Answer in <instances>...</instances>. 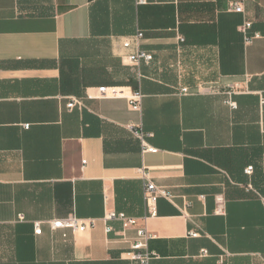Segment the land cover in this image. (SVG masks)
<instances>
[{
    "label": "crops",
    "instance_id": "0c3cea01",
    "mask_svg": "<svg viewBox=\"0 0 264 264\" xmlns=\"http://www.w3.org/2000/svg\"><path fill=\"white\" fill-rule=\"evenodd\" d=\"M263 99L264 0H0V264H140L109 212L149 264H264ZM142 167L172 197L155 217ZM73 214L95 227L50 229Z\"/></svg>",
    "mask_w": 264,
    "mask_h": 264
},
{
    "label": "built area",
    "instance_id": "2783aa9c",
    "mask_svg": "<svg viewBox=\"0 0 264 264\" xmlns=\"http://www.w3.org/2000/svg\"><path fill=\"white\" fill-rule=\"evenodd\" d=\"M139 3L143 4L145 3L146 0H138ZM229 12L237 13V14H244L245 9L242 3H237L233 2L229 5L228 8ZM251 24L249 22H246L244 25L245 31L251 28ZM144 35L142 33L137 34L134 37V40L136 42H139ZM247 40H249L248 37H246ZM181 42H184V38H179ZM131 40H126L124 42V48L129 49L131 47ZM128 62L130 65L134 67H139L142 62L145 63H150L153 60V55L146 52L139 50L133 55H130L127 58ZM181 95H188L190 94L189 88L185 87L181 89ZM99 97L100 98H108V97H117L119 96V90L118 88H107V87H102L99 89ZM144 96L141 94L139 91H135L132 94H130L127 97L128 103L130 107L134 111L140 112L142 109V101H143ZM262 104L264 105V99L262 101ZM83 106V103L78 100H73L68 107L71 109L75 106ZM232 108H236V104L231 103L230 104ZM26 129L29 128L28 125L25 126ZM132 129V126L129 127ZM137 138L141 141L142 144V153H157L159 150L152 147L150 144H148L146 137L143 132H136ZM248 173L252 172V168H249L247 170ZM139 174L141 178H143L146 181V188L144 191V200H145V206L147 210V216L148 217H155L157 215V202L160 198H165V199H171V195L164 190L161 187H158L152 180L149 178V173L147 172L146 168L142 167L139 170ZM219 213H222L223 210L219 209ZM19 220L23 221L24 217L19 216ZM110 221H121L123 223L124 228H131V227H137V238L133 242L131 249H132V254H131V260L138 262L140 264H149L152 259L156 257V255L152 252L149 251V240H150V235L147 232L145 228H138V221L135 218L128 217L124 213H116V212H109L105 215L104 217V222L108 223ZM96 221L95 220H84L80 219L74 214L64 218V219H56L52 220L49 222L50 229L52 231H63V237L67 238V232H71L72 234L76 233H83L86 232L93 227H95ZM112 231V228L110 226L106 227V232L110 233ZM43 233V228L42 224L36 223L35 224V234L36 235H41ZM189 236L192 238H197L201 236L199 231H193L189 233ZM205 254V252H204Z\"/></svg>",
    "mask_w": 264,
    "mask_h": 264
}]
</instances>
